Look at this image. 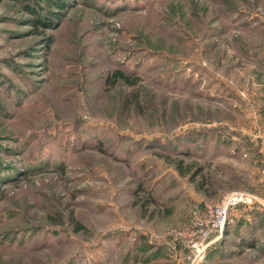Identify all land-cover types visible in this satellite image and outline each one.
I'll list each match as a JSON object with an SVG mask.
<instances>
[{
    "label": "rangeland",
    "instance_id": "obj_1",
    "mask_svg": "<svg viewBox=\"0 0 264 264\" xmlns=\"http://www.w3.org/2000/svg\"><path fill=\"white\" fill-rule=\"evenodd\" d=\"M37 1L0 0V264H264L262 210L174 235L264 194V0Z\"/></svg>",
    "mask_w": 264,
    "mask_h": 264
},
{
    "label": "built area",
    "instance_id": "obj_2",
    "mask_svg": "<svg viewBox=\"0 0 264 264\" xmlns=\"http://www.w3.org/2000/svg\"><path fill=\"white\" fill-rule=\"evenodd\" d=\"M258 209L264 211V194L233 190L227 192L216 202H201L193 205L187 221L174 230L189 252L192 261L201 260L209 246L222 234L230 215L237 209Z\"/></svg>",
    "mask_w": 264,
    "mask_h": 264
},
{
    "label": "trees",
    "instance_id": "obj_3",
    "mask_svg": "<svg viewBox=\"0 0 264 264\" xmlns=\"http://www.w3.org/2000/svg\"><path fill=\"white\" fill-rule=\"evenodd\" d=\"M35 4L38 3V1L36 0V2H34ZM57 6L58 7H63V3L62 2H57ZM33 9V8H32ZM34 22L38 23V24H42L43 27H46L47 25V22L45 21H40L39 19H35ZM113 78L116 80V79H119L121 81H125L127 82L128 81V77L126 75H124L122 73V71L120 70H116L114 73H113Z\"/></svg>",
    "mask_w": 264,
    "mask_h": 264
},
{
    "label": "crops",
    "instance_id": "obj_4",
    "mask_svg": "<svg viewBox=\"0 0 264 264\" xmlns=\"http://www.w3.org/2000/svg\"><path fill=\"white\" fill-rule=\"evenodd\" d=\"M261 153H263V155H264V146L262 147V149H261ZM263 182H264V179H263Z\"/></svg>",
    "mask_w": 264,
    "mask_h": 264
}]
</instances>
